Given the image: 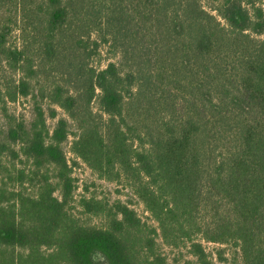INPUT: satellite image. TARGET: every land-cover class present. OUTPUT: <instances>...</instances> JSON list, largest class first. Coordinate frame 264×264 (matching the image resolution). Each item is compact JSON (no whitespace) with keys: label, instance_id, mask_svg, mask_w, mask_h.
Here are the masks:
<instances>
[{"label":"trees","instance_id":"16d2710c","mask_svg":"<svg viewBox=\"0 0 264 264\" xmlns=\"http://www.w3.org/2000/svg\"><path fill=\"white\" fill-rule=\"evenodd\" d=\"M263 35L264 0H0V264H264ZM71 136L131 195L91 222Z\"/></svg>","mask_w":264,"mask_h":264},{"label":"rangeland","instance_id":"374dc122","mask_svg":"<svg viewBox=\"0 0 264 264\" xmlns=\"http://www.w3.org/2000/svg\"><path fill=\"white\" fill-rule=\"evenodd\" d=\"M205 6L208 9H212L208 2H204ZM264 38V35L262 36ZM110 55L106 52L105 48L98 52H96L91 60L92 63L97 68H104L109 62ZM12 109L18 114H24L27 118L31 117V104L27 99H20L17 102H13L10 104ZM59 115H65L62 109H58ZM56 123V119L48 118V124L50 128H53ZM73 141V136L70 137V140L66 143L65 147L67 150V157L69 162L73 165V175L76 179V191H75V211L76 213L82 217L84 220L91 222L90 216L84 213V208L80 205V200L82 197L87 196H97L99 198H106L114 200L117 197H121V199H128L131 195L125 190L119 183L111 182L105 179L100 178L94 171H92L87 164H85L82 160L76 158V156L71 152V142ZM132 207H134L139 215L143 218V220L148 221L150 218V213L146 210L144 204L138 200L137 198H133ZM152 222V221H151ZM207 249L209 251H213L217 244L214 243H205ZM167 252L173 257V252L171 249L167 248ZM175 253V252H174ZM179 264H185L184 260H181Z\"/></svg>","mask_w":264,"mask_h":264}]
</instances>
